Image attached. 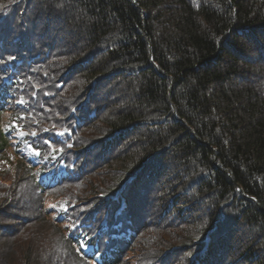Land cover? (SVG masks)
<instances>
[{"label":"trees","instance_id":"1","mask_svg":"<svg viewBox=\"0 0 264 264\" xmlns=\"http://www.w3.org/2000/svg\"><path fill=\"white\" fill-rule=\"evenodd\" d=\"M0 264H264V0H0Z\"/></svg>","mask_w":264,"mask_h":264},{"label":"rangeland","instance_id":"2","mask_svg":"<svg viewBox=\"0 0 264 264\" xmlns=\"http://www.w3.org/2000/svg\"><path fill=\"white\" fill-rule=\"evenodd\" d=\"M4 117V116H3ZM3 119H6V115H5V117L3 118ZM29 155V158L31 159L32 158V156L30 155V154H28ZM1 165H4L5 166V163H1ZM3 166V167H4ZM7 166H5V168H6ZM55 199H53V198H49V204L51 203V207H50V209L51 210H55L56 209V204H55ZM56 210H59V208L57 207V209ZM60 218H62V217H60Z\"/></svg>","mask_w":264,"mask_h":264}]
</instances>
